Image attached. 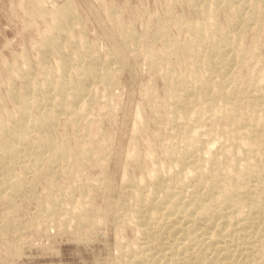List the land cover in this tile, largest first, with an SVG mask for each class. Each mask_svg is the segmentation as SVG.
Wrapping results in <instances>:
<instances>
[{"label": "bare ground", "instance_id": "obj_1", "mask_svg": "<svg viewBox=\"0 0 264 264\" xmlns=\"http://www.w3.org/2000/svg\"><path fill=\"white\" fill-rule=\"evenodd\" d=\"M186 1L196 14L193 20L180 21L188 27L186 37L181 41L164 35L162 54L150 50L146 55L148 63L157 60L163 63L172 57H184L188 63L183 74L170 73L168 65L163 71L169 88L167 102L175 103L174 106L169 102L171 105L165 113L166 132L185 138L179 144L160 142L164 144L159 145V150L167 161L153 156L154 147H147V152L151 151L148 154L151 168L147 172L153 178L149 188L132 181L130 169L125 168L127 183L135 188L130 195L135 202L129 220L135 229L134 236L143 237L144 244L133 248L129 243L124 245L118 241L121 259L127 264H162L158 250L162 251L159 256H163L166 249L176 264H264V77L258 79L259 74L256 76L252 71L256 65L251 67V53L242 47L244 39L241 40L243 30L250 29L252 23H256V32L264 31V8L260 9L264 0ZM244 7L249 10L244 12ZM228 8L231 9L227 11ZM218 9L227 11L225 28L215 23ZM53 15L59 35L45 44H55L63 34L67 35L66 44L73 15L70 3L60 5ZM235 19L240 20V29L230 23ZM158 27L162 34L163 24L159 23ZM55 48L61 57L65 56L61 47ZM248 48L255 50L254 46ZM245 62L249 66L245 67L247 74L243 77L234 70L236 66L243 67ZM60 68L62 77L55 85L49 77L41 84L28 83L25 68L8 72L6 98L12 101L16 111L3 108L0 95V209L6 210L1 211L3 214L0 212V237L11 227L22 231L20 224L16 226L11 219L18 196L28 193L31 196L39 179L57 186L55 174L69 172L67 158L73 153L69 140L59 141L44 133L61 112L68 114L64 116L66 119L76 120L87 109L91 98L86 97L83 105L77 101L90 92L88 98L96 96L94 90H88L93 79L104 83L111 79L109 65L99 68L95 60L79 63L69 75L64 62ZM17 76L28 84L14 92L11 85ZM185 82H189V87H184ZM46 103L49 108L45 112L29 113L30 107L39 108ZM207 119L210 126L203 129L201 126ZM221 120L226 123V128H219L223 130L225 142L214 139ZM34 127L37 132L30 135ZM81 152L80 162L85 165L90 152L88 148ZM17 157L22 158V164ZM135 160L138 161L137 154ZM27 161L35 165L31 178L27 177L31 167ZM46 197L45 202L38 203V212L52 214L63 197L57 198L51 192ZM82 214L81 211L72 213L71 221L82 223L85 219ZM164 238L177 243L172 241L166 245ZM152 248L157 249V258L152 257ZM188 250H194V255L189 257Z\"/></svg>", "mask_w": 264, "mask_h": 264}, {"label": "rangeland", "instance_id": "obj_2", "mask_svg": "<svg viewBox=\"0 0 264 264\" xmlns=\"http://www.w3.org/2000/svg\"><path fill=\"white\" fill-rule=\"evenodd\" d=\"M66 2L70 3L73 11L69 41L64 44L67 35L63 34L55 44H45L59 35L53 14ZM246 7L244 12L249 10H245ZM263 8L264 4L260 9ZM218 11L215 23L225 28L227 11ZM195 16L186 0H0V95L3 108L16 111L12 101L6 98V86L8 72L22 68L28 69V83L41 84L45 77H49L55 85L60 80L61 62H64L69 75L79 63L88 64L90 60H95L99 68L109 65L111 78L108 83L98 79L90 82L88 90H94L97 97L88 98L92 94L90 92L77 101L81 105L82 101L91 98L82 116L75 118L77 121L66 119L64 116L67 113L61 112L50 130L43 131L44 135L49 133L59 141L69 140L73 152L67 158L69 172L55 174L57 186L39 179L34 183L31 196L28 193L27 196L17 197L11 219L16 226L20 224L22 231L11 227L0 237V264H127L121 259L122 249L120 252L117 242L129 243L133 248L144 244L143 237H139L141 242L134 236L135 229L129 220L135 202L130 195L135 188L127 183L125 168L130 169L129 177L134 178L132 181L142 183L147 189L153 182L151 173L147 172L151 168L148 157L151 151L147 152V147H154L153 156L167 161L159 150V145L164 144L160 142L179 144L184 140L185 137L177 138L166 132L168 119L165 113L173 102H167L169 88L163 71L167 65L173 74H183L188 68L184 57L168 58L163 63L161 60L148 63L146 55L150 50L162 54L164 35L170 40L182 41L188 34V27L185 22H180L181 19L193 20ZM159 23L164 27L162 34ZM230 23L235 29L241 28L239 19L230 20ZM252 24L249 30H243L241 40L244 39L242 47L245 46V50L251 53V67L256 65L258 68L254 66L251 69L256 76L259 74V79L264 77L261 75L264 74V65L261 64L264 62V31L256 32V23ZM253 41L255 44H252ZM247 45L254 46L255 50ZM55 46L59 50L61 47L65 58L59 55ZM246 63L244 68L249 66ZM243 67L238 69L236 66L234 71L244 77L247 71ZM28 83L17 76L11 88L18 92ZM188 85L189 82L184 87ZM52 91L55 92L54 89ZM45 105L30 107L29 113L45 112L49 104ZM224 125L226 123L222 120L218 123V137L216 134L214 137L218 142H225L223 130L219 129H224ZM209 126L210 120L207 119L201 127L206 129ZM34 132H37L35 127L30 129V135ZM84 148H88L90 154L86 157V164L82 165L80 156ZM17 158L22 164V158ZM29 159L32 160V157ZM30 163L28 178L35 171V165ZM17 164L18 167L21 165ZM48 192L57 198L63 197L58 205L60 208L57 206L52 214L40 213L38 203L47 200ZM2 210L6 211L1 208L0 212ZM79 211L84 213L83 222L71 221V214ZM172 241L177 243L170 238L163 239L166 245ZM150 251L152 257L158 256L163 260L160 263L176 264L166 249L165 257L159 256L160 250L159 253L153 248ZM192 251L189 257L194 255Z\"/></svg>", "mask_w": 264, "mask_h": 264}]
</instances>
